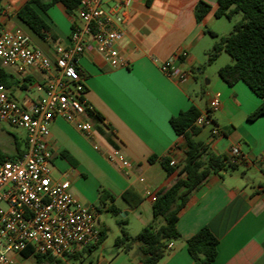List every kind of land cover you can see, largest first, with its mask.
<instances>
[{"label": "crops", "instance_id": "1", "mask_svg": "<svg viewBox=\"0 0 264 264\" xmlns=\"http://www.w3.org/2000/svg\"><path fill=\"white\" fill-rule=\"evenodd\" d=\"M29 1L1 0L0 31L23 33L32 47L54 60L56 46L70 44L78 13L69 15L60 2L46 12L34 5L49 27L41 38L18 18ZM146 1L131 0L115 19L116 25L125 31L120 48L131 62L129 68L113 69L94 45L78 60L85 101L110 126L114 143L131 162L129 174L109 163L107 157L113 146L106 136L97 132L94 141H90L58 118L48 140L53 153L52 178L69 179L74 197L95 209L99 190H108L115 196L114 204L120 214L128 219L129 234L137 236L153 222L157 192L173 183L185 163V138L175 133L170 119L193 106L204 113L210 101L219 97L222 106L212 114V120L221 135L214 137L207 127L195 139L221 156H230L231 149L239 147L243 161L235 170L210 174L191 195L179 214L177 228L181 238L170 242L171 252L158 264H196L188 252L187 241L205 227L219 240L215 264H264V116L255 121L248 119L262 100L244 82L230 87L219 77V69L232 62L220 58L223 53L217 73L208 74L204 69L203 56L206 58L218 40L211 33L227 36L233 26L223 22L224 18H216L217 0H153L150 7ZM199 1L212 7L200 23L194 13ZM117 4L118 0H104L106 8ZM240 19L241 15H237L233 22ZM177 54H185L179 62L189 74L185 81L169 78L160 70L163 62ZM4 68L18 81L17 87L7 90L9 95L24 106L41 97L39 87L56 75L54 71L46 73L36 68L25 72L14 66ZM16 143L20 144L14 137ZM26 145L25 136L24 148ZM151 158L156 160L151 162ZM164 158L176 162L173 174L162 167ZM250 171L260 178L252 179L248 176ZM129 191L140 199L136 207L123 199ZM98 218L100 222V214ZM90 260L89 264H143L136 247L127 253L115 250L114 246L106 248L104 243Z\"/></svg>", "mask_w": 264, "mask_h": 264}, {"label": "built area", "instance_id": "2", "mask_svg": "<svg viewBox=\"0 0 264 264\" xmlns=\"http://www.w3.org/2000/svg\"><path fill=\"white\" fill-rule=\"evenodd\" d=\"M130 2L118 0L115 7L106 8L104 0H81L70 44L56 46L54 60L32 47L23 33L0 31L3 67L14 66L21 72L36 68L56 73L44 87H39L43 95L30 106L14 100L0 85V122L23 130L27 139V149L21 158L0 162V264H19L18 256L27 249L32 250L33 256L66 261L99 242L97 210L74 197L69 179L52 178L53 153L48 140L52 124L62 118L94 141L97 130L88 115L93 108L85 101L78 60L94 45L113 69L130 67L129 58L120 48L125 31L115 22L119 10L123 12ZM184 57L185 54H177L163 62L161 72L185 81L189 74L179 65ZM221 106L220 98H213L195 126L211 128L214 137L221 135L212 120V114ZM230 157L243 159L239 147L231 149ZM107 158L110 164L129 174L131 162L120 148L112 147ZM170 164L177 165L175 161ZM168 249H172L171 243Z\"/></svg>", "mask_w": 264, "mask_h": 264}, {"label": "trees", "instance_id": "3", "mask_svg": "<svg viewBox=\"0 0 264 264\" xmlns=\"http://www.w3.org/2000/svg\"><path fill=\"white\" fill-rule=\"evenodd\" d=\"M58 2L66 7L69 15L74 16L81 0H51L48 3L42 0H30L18 13V18L35 34L44 38V33L49 31V27L37 13L34 5L46 12ZM152 3L153 0H147L146 6L150 7ZM217 3L216 18H224L233 22L237 15H241V19L234 23L231 33L227 36L219 37L211 33L218 40L207 52L206 64H214L222 53L231 57V64L221 67L218 75L230 87L240 81L244 82L262 100V104L248 117L249 121H255L264 116V0H217ZM211 10L212 7L209 4L199 1L194 11L196 21L202 22ZM78 71L80 72L79 68ZM0 85L4 86L6 90H12L18 86L15 76L1 64ZM88 115L93 120L97 132L106 136L113 147H117L113 141L110 126L104 124V117L94 110H89ZM200 115L201 112L193 106L170 119L175 133L183 136L187 144L184 166L178 171L177 178L173 183L157 192L153 204V222L143 228L137 236L133 237L129 234L128 219L121 218L119 221L121 234L114 242L115 250L129 253L136 247L143 264H158L171 252V249H168V244L181 238L177 228L179 214L186 207L191 195L210 174L235 170L243 161V159L235 160L230 156L217 155L210 151L205 144L195 139L202 129L195 126ZM15 149L14 155H9L0 149V162L21 158L26 152L27 145L23 149L21 144L16 143ZM155 160L156 158L150 159L151 162ZM161 164L168 174H173L176 170L171 166L168 158L162 159ZM123 199L131 207H136L140 203V199L135 198L130 191L123 195ZM114 202L115 196L101 188L96 207L97 212L101 214L106 209L114 215H119L120 210ZM100 232V239L96 245L84 248L69 256L66 261L50 256H33L30 249L22 252V257L24 259L33 258L36 261L35 264H89L92 253L107 239L108 230L100 227ZM218 245V238L207 227L202 228L187 241L188 252L196 264H215Z\"/></svg>", "mask_w": 264, "mask_h": 264}, {"label": "rangeland", "instance_id": "4", "mask_svg": "<svg viewBox=\"0 0 264 264\" xmlns=\"http://www.w3.org/2000/svg\"><path fill=\"white\" fill-rule=\"evenodd\" d=\"M223 20H224L223 22H230L227 19H223ZM234 23L235 22H230L232 26L234 25ZM222 56L223 57H220V58H224V60H228V61L231 60V57L227 55L226 53H223ZM220 58L212 65H207L205 63L204 69L206 70L208 74L217 73L219 63L221 62V60H223ZM203 59L206 61L207 56L206 58L203 56ZM198 77L201 78L202 76L198 75ZM25 136H26V133L23 130L11 127L10 125L6 123H0V149L1 150L8 152L10 154H14L16 152L15 144H14V137L17 138L22 148H24ZM234 172L235 171H230L229 173H234ZM248 176H250L252 179L260 178L259 177L260 175L256 173L255 171H250ZM118 205L120 206L121 202H119ZM121 218H123L122 214L114 215L113 213H110L107 211L100 214L99 226L102 225L103 227H106V229L108 230L107 239L104 242V246L106 248L113 247L116 238L121 234V228L119 226V221L121 220ZM35 263L36 261L34 259H24L23 257H19V264H35Z\"/></svg>", "mask_w": 264, "mask_h": 264}]
</instances>
